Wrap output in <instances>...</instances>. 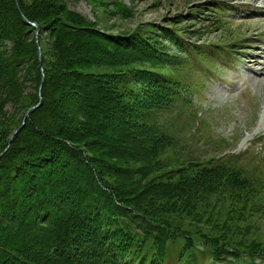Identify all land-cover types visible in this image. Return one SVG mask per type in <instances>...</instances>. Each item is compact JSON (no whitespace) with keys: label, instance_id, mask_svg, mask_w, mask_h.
<instances>
[{"label":"trees","instance_id":"trees-1","mask_svg":"<svg viewBox=\"0 0 264 264\" xmlns=\"http://www.w3.org/2000/svg\"><path fill=\"white\" fill-rule=\"evenodd\" d=\"M151 27L111 33L66 0H0V152L41 96L0 157V264H264L250 236L263 176L241 155H179L175 133L192 55L224 61L236 41L200 49Z\"/></svg>","mask_w":264,"mask_h":264},{"label":"rangeland","instance_id":"rangeland-1","mask_svg":"<svg viewBox=\"0 0 264 264\" xmlns=\"http://www.w3.org/2000/svg\"><path fill=\"white\" fill-rule=\"evenodd\" d=\"M66 3L102 31L125 33L142 25L154 27L157 34L164 27L181 29L186 40L200 49L236 41L232 49L238 52H230L224 61L212 55L203 64L192 55L189 63L194 68L195 87L191 109L181 112L183 118L179 127H175L178 154L188 152L203 159L241 155L237 165L264 178V0H66ZM214 18H220L224 25L212 22ZM208 63L212 71L208 70ZM256 221L251 225L250 236L264 238V220Z\"/></svg>","mask_w":264,"mask_h":264},{"label":"water","instance_id":"water-1","mask_svg":"<svg viewBox=\"0 0 264 264\" xmlns=\"http://www.w3.org/2000/svg\"><path fill=\"white\" fill-rule=\"evenodd\" d=\"M15 3H16V5H17V7H18V0H15ZM30 24L36 27V25H35L34 23H33V24L30 23ZM38 55H39V63H41V60H40V50H39ZM39 97H40V96H39ZM40 102H41V101H39L38 104H36V105H34V106H31V107L25 112L21 124H20V125H19V126L13 131V133L10 135V137H9V139H8V142H7V146H6V148H5L2 152H0V157H1L2 154L6 151V149L8 148V146L10 145V143H11L13 137L15 136V134H16V133L20 130V128H22V126L24 125V122H25V120L27 119L29 113H30L32 110H34V109L40 104Z\"/></svg>","mask_w":264,"mask_h":264},{"label":"bare ground","instance_id":"bare-ground-1","mask_svg":"<svg viewBox=\"0 0 264 264\" xmlns=\"http://www.w3.org/2000/svg\"><path fill=\"white\" fill-rule=\"evenodd\" d=\"M38 95L40 96L39 91H38ZM39 101H41V97H39ZM38 103H39V102H38ZM38 103H36V104H38ZM40 103H41V102H40ZM36 104H34V105H36ZM34 105H32V106H34ZM39 105H40V104H39ZM39 105H38V106H39ZM38 106H37V107H38ZM24 114H25V113H24ZM6 146H7V145H6ZM5 148H6V147H5ZM5 148H4V149H5ZM4 149H3V150H4ZM3 150H2V151H3ZM2 151H1V152H2Z\"/></svg>","mask_w":264,"mask_h":264}]
</instances>
